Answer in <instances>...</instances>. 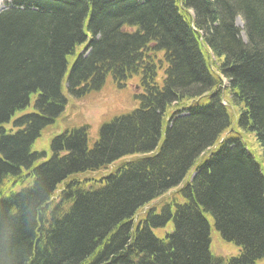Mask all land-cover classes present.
I'll return each instance as SVG.
<instances>
[{"label": "trees", "instance_id": "1", "mask_svg": "<svg viewBox=\"0 0 264 264\" xmlns=\"http://www.w3.org/2000/svg\"><path fill=\"white\" fill-rule=\"evenodd\" d=\"M7 1L0 264L264 259V0ZM131 81L97 138L59 130L65 91ZM52 130L51 152L34 149ZM208 214L238 256L213 255Z\"/></svg>", "mask_w": 264, "mask_h": 264}, {"label": "rangeland", "instance_id": "2", "mask_svg": "<svg viewBox=\"0 0 264 264\" xmlns=\"http://www.w3.org/2000/svg\"><path fill=\"white\" fill-rule=\"evenodd\" d=\"M8 6L7 0H0V12ZM236 22L241 28L244 27L243 19L240 16L237 17ZM223 82L225 85L228 83L226 78H223ZM134 83L132 81L129 82L127 89H118L115 85L108 82L100 90L81 98L71 97L65 91L69 103L62 116L58 119L59 130L62 131L67 126L89 124L91 127V139L97 138L100 125L105 119L120 113L124 109L132 107L134 100L131 98V94L137 90V86L135 87ZM53 133V130L45 132L34 145V149L44 148L50 153V140L53 137ZM250 135L248 140L250 143L249 148L258 157L259 153H262L261 148L257 145L253 134ZM207 217L211 225L210 249L213 255L216 257L238 256L240 254V247L234 242L226 241L216 228L214 218L211 214H208ZM171 230L172 225L154 228L155 234L159 237H164L166 232H170ZM256 264H264V259L259 260Z\"/></svg>", "mask_w": 264, "mask_h": 264}]
</instances>
